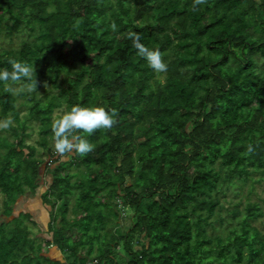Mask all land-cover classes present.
Masks as SVG:
<instances>
[{
  "label": "trees",
  "instance_id": "1",
  "mask_svg": "<svg viewBox=\"0 0 264 264\" xmlns=\"http://www.w3.org/2000/svg\"><path fill=\"white\" fill-rule=\"evenodd\" d=\"M0 121V264H264V0H0Z\"/></svg>",
  "mask_w": 264,
  "mask_h": 264
},
{
  "label": "rangeland",
  "instance_id": "2",
  "mask_svg": "<svg viewBox=\"0 0 264 264\" xmlns=\"http://www.w3.org/2000/svg\"><path fill=\"white\" fill-rule=\"evenodd\" d=\"M2 126L0 121V127ZM34 138V137H33ZM40 172L42 173V168H40ZM46 182H50V178H46ZM45 184L40 181L39 187L36 188L33 194L27 193L23 197H19L12 202V217L16 216L19 212H28L32 215V219L35 221L36 226L31 228L32 231L40 238L48 239L50 238V234L47 231V225L49 222L48 212L49 207L44 205L42 202V194L46 190L47 183ZM260 188H258L259 190ZM0 216V222L5 221ZM50 256L54 259H61V255L56 248H50Z\"/></svg>",
  "mask_w": 264,
  "mask_h": 264
}]
</instances>
